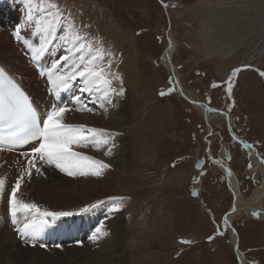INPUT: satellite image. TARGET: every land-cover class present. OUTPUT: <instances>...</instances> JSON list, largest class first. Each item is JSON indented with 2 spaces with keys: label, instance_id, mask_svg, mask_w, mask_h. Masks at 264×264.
<instances>
[{
  "label": "rangeland",
  "instance_id": "1",
  "mask_svg": "<svg viewBox=\"0 0 264 264\" xmlns=\"http://www.w3.org/2000/svg\"><path fill=\"white\" fill-rule=\"evenodd\" d=\"M6 2L0 0V5ZM80 2L86 6L83 7L84 4ZM96 2L104 13H109L110 16L113 14L118 20L122 36L111 31L109 16L108 22L103 17L98 22L100 17L99 10L96 11L94 6ZM200 2L201 0H66L80 20L91 26V33L106 41V48L110 49L109 43L114 44L116 50L121 48L128 51L130 46L127 37L133 36L138 50L136 69L123 73L122 80L126 81L125 86L130 82L135 83L143 91L142 94H147L146 101L142 99L140 92L134 95L138 108L150 113L154 112L151 106L155 104L163 114H167L164 121L157 117V121H161L157 123V127L164 128L165 136L153 147L155 162L161 163V170L158 171L161 178L151 183L139 181V178H127L122 190L117 192L116 197H125L123 204L127 205L131 189L137 192L153 187L150 192L152 198L147 204L146 200H140L135 212L130 206H123L118 211L122 216L119 218L124 220L119 219L115 223L120 225L117 228V244L122 246L113 264H241L231 240L232 232L238 236L243 264H264V208L250 207V211L241 212L233 220L232 231L229 230L224 220L233 209L235 199L223 170L215 167L211 160L224 156L223 161L230 165L231 173L237 176L243 198H255L259 205L264 202V194H260L264 185V77L259 74L264 71L263 41H257L259 48H253L254 39H264V22L262 26L254 28L246 40L238 41L235 48L230 53L227 52L229 54H222L224 59L229 57V64L222 67L219 63L221 54L208 51L207 53H214L208 56L203 52L204 45H214V42H210L208 36L203 34L202 24L194 16L195 10L201 9ZM209 2L223 7L245 4L241 3L242 0ZM161 3L168 7L164 9ZM179 4L183 7H178ZM192 6L196 8H189ZM168 10L174 12L168 13ZM175 47L178 48L177 51ZM250 48L254 49L253 53L258 54H250ZM167 49H171L172 64L180 73L178 82L165 58ZM110 50L117 56L116 60L121 62L120 54ZM237 60L241 62L235 66ZM25 64L26 62L21 63L22 67ZM33 66L39 68L35 63ZM236 68L241 71L233 77L234 86L229 96L225 82ZM143 72L147 88L143 85ZM213 84L218 87H213ZM169 88L174 90L164 96L160 95L161 91L167 93ZM182 90L193 93L191 97L195 99H186L181 94ZM63 102V105L70 106L69 99L64 101L63 98ZM200 103L207 106L209 114H218L222 119L207 118L199 110ZM66 121L78 124L71 115ZM137 123L139 134L135 136L136 144L142 148L146 144L143 123L139 120ZM113 131L125 135L124 129ZM245 143L251 144L252 149L245 148ZM205 158L209 160L206 164ZM203 159L202 170H196L195 165ZM43 168L61 173L54 167ZM203 171L205 174L200 173ZM138 174L145 175L147 171L140 170ZM192 190H197L196 196L192 195ZM105 211L101 215L96 211L99 223L107 222L106 214L103 215ZM109 214L108 217L113 213ZM9 219L11 222L10 216ZM61 219L51 226L57 227L59 222L62 224ZM83 219V214L73 215L64 220V225L69 229H76L79 222L83 223ZM16 227L14 225L12 229L17 242H20L18 244L22 245L24 255H29V258L39 254L32 251H41L50 256L52 261L46 263L41 258H36L31 264L35 261L37 264H71L68 262L72 257L68 260V254L63 253L65 251L55 253L57 256L44 252L51 247L48 246L50 243L47 239L42 241L44 230L40 233L38 243H44L48 247L41 249L39 246L25 244ZM90 227L94 231L95 227ZM75 235L73 241L80 238L78 232ZM210 236L213 239L209 240ZM58 239L55 237L49 240L60 241V245L66 243L64 238ZM184 240L191 243L184 244L181 242ZM112 243L114 242H108L106 247L118 248V245L112 247ZM30 253L34 255L31 256ZM73 259L76 261L74 264H83L85 260Z\"/></svg>",
  "mask_w": 264,
  "mask_h": 264
},
{
  "label": "bare ground",
  "instance_id": "2",
  "mask_svg": "<svg viewBox=\"0 0 264 264\" xmlns=\"http://www.w3.org/2000/svg\"><path fill=\"white\" fill-rule=\"evenodd\" d=\"M6 1L7 2L5 4L0 5V66L4 67L10 75H13L16 80L22 84V87L26 90L28 95L32 97L38 110L42 113L46 112L47 110H50L52 104L55 103L63 105V98L64 101L69 99V108H72L73 111L66 115V120L69 115H71L73 121H76L78 124L82 123L89 127L107 129L109 132H114L113 130L115 129H124L125 132V135L119 134L113 138L112 143L115 144V147L112 149L111 156H105L103 151H97L92 147L77 149L87 155L103 159L106 163L111 165L109 169L105 170L104 175L101 177L88 176L73 178L65 175L64 173L52 170L46 171L43 168L45 166H43L42 171L43 173L46 172L45 174L47 175H37L34 173L31 180L26 179L19 190L20 198L25 202H34L42 209L53 211H72L75 213L81 207L96 203V201H107L109 197H116L117 192L122 190L123 184L127 178L131 180L139 178V181L145 180L148 183L160 179L161 174H159L158 171L161 170V163L155 162L153 147L161 142L165 136L164 128L157 127V123H161V121H157V117H160V119L164 121L167 119V114H163L159 108L155 107V104H153L154 106H151V109H153L154 112L150 113H145V110L138 108L134 95L140 92V96L144 101H146L147 94L146 96L142 94L143 91H141L135 83L130 82L128 86H125L126 81L124 80H122L124 95L121 97H114L115 106H107L106 108L101 107L100 100L95 96L90 97L88 94H82L78 91L79 87H81L79 84H77L71 91L61 93L58 98H55L53 85L48 81L46 76L40 75V71L43 68L49 67L59 55L63 54V49H50L48 53L41 56L38 60H33L30 49L27 45L29 42L34 46H38L39 44V34L36 33L35 21L39 18L40 13L33 10V8L29 5L28 0ZM245 1L242 0L241 3L244 4ZM80 4L84 3L80 2ZM199 5L201 9H196L194 16L202 24L203 34L208 36L210 42H214V45H204L205 47H202L204 53L211 51L215 54H221L220 57H222V54L227 52L230 53V51L235 48L234 45H236L238 41L245 38L247 39L250 35L249 33L254 28L257 29L262 26L264 22V0H248L243 6L229 5L230 7L210 4L209 0L208 2H203L201 0ZM85 6L86 4L83 5V7ZM94 6L96 11L99 10L98 15L100 18L98 22H101V17L108 22L109 20L107 17L109 16V24L110 27H112L111 31L117 36H122V27L119 25L118 20L114 18V15L111 14L110 16L109 13H104L98 2L94 3ZM178 7H183V5L179 4ZM189 8L194 10L196 7L192 6ZM170 12H174V10H168V13ZM29 15L32 16L31 21L28 20ZM17 29H20L19 37L16 35ZM260 38L254 39L255 42L253 43V48H259L257 41H263L264 43V39ZM127 40L128 46H130L128 51L121 48L116 50L114 44L108 43V47L110 49L120 54L121 62H118L117 60L115 61L116 66L114 67V71L118 72L121 77H123V73H129L136 69L138 50L134 44L133 36H128ZM177 49L178 48H176V51ZM167 50L168 64L171 67L170 70L175 73V76L177 77L176 82H178L180 73H178V70L172 64L170 56L171 49ZM250 52V54H252L254 49L250 48ZM214 53H207L206 55L209 56ZM255 53H253V55ZM243 57L244 59L246 58L244 52ZM228 58L229 57L227 56L225 59L223 57L220 59L219 63H221L222 67L229 64ZM24 62H26V64L22 67L21 63ZM240 62V60H237L234 64ZM34 63L39 68L36 69L33 66ZM237 65L239 64H236L235 66ZM219 70H221V67ZM142 78L143 85L145 86L144 88H147L144 72ZM177 87H180L179 84ZM181 94L185 95L186 99H195V97L194 99L191 97V94L193 93H188L187 91L182 90ZM74 95H80L81 99L88 104V107L93 109V112L75 111V102L73 100ZM201 105L202 104L200 103L199 110H201L207 118L222 119V117L218 114H209L207 106ZM138 120L143 123L142 129L146 140V144L142 148L136 144L137 139L135 138V136H138L139 134L137 130ZM212 133L214 134L213 131ZM29 149L30 147L23 151H27ZM222 157L224 158V156ZM223 158L216 160L211 158V160L215 164V167H220L223 170L224 176L226 175V180L231 189V193H233V197L235 199L233 209L230 210V213L226 216L228 221L227 225L229 226V230L232 231L233 220L237 216H240L241 212L250 211V207L263 209L264 202L262 201L259 205L255 202V198L253 199L254 201L243 198L241 189L238 186L237 176H235L236 174L233 175L230 172L231 167L227 162L223 161ZM17 160H22V157L19 156L18 152L0 153V163H3L4 161L7 162L3 167H0V176L6 177V184L9 190L10 186L15 183L16 176L19 174L18 167L14 163ZM257 165L258 168H260L259 160L257 161ZM140 170L147 171V174H138ZM152 188L153 187L144 190H137V192L131 189L129 194L130 196L128 197V204L124 205V203L123 206H125V208L130 206L132 211L135 212L136 208L139 206L140 200H146L145 202L147 204L152 198L150 194ZM100 191L101 193H99ZM257 191L259 192V190ZM260 192V194H264V185L260 189ZM108 208L109 205L106 203L93 209L95 212L90 211L88 213H84L83 223L78 221L79 225L76 229L73 228L74 230L69 229L64 225V220L67 217H63L61 219L62 224L59 222L57 227L49 226L44 229L45 233L42 234V241L47 239L51 244L48 245L51 247H48L49 249L44 250V252L57 256L55 253L65 251L63 253L68 254V260L72 257L71 261L68 262L71 264L76 262L73 259L74 257L76 260L84 258L85 260H83V264H113L116 260L115 256L120 254L122 246L117 244V228L120 225L117 226L115 223H118L119 219H121L119 217L122 216H120V213L115 212L113 214L111 213L112 215L108 217V215H110ZM96 211L100 215L103 211H105L103 215L106 214L105 216H107V222L105 225L109 234L101 240L93 242L89 239L93 232L90 226L96 227L99 224V215ZM9 216L6 192L5 194L0 195V264H31L34 260H36V258H41L40 260L46 261V263L52 262L49 258L50 256L43 254L41 251H32L34 254H39L34 255L33 253H30V255L32 254L34 256L29 258V255L23 254L24 250L22 245L18 244L20 242H17L16 240L12 229V226L14 225L10 222ZM77 232L79 233L80 238L77 239V241H73V237ZM110 232L112 233L110 234ZM55 237L61 240L64 238L66 243L62 244L61 248L54 249L56 248H53L54 244L60 245L61 243L60 241L51 242L49 240ZM231 240L235 248L238 247V236L235 235L234 232L231 234ZM112 241L114 242L112 243V247L118 245V248L112 249L111 247H106L108 242ZM237 250L238 251H235V253L238 256L240 263L243 264L241 252L239 251V248ZM101 252L102 256L100 257ZM35 263L36 261L33 264Z\"/></svg>",
  "mask_w": 264,
  "mask_h": 264
},
{
  "label": "snow or ice",
  "instance_id": "3",
  "mask_svg": "<svg viewBox=\"0 0 264 264\" xmlns=\"http://www.w3.org/2000/svg\"><path fill=\"white\" fill-rule=\"evenodd\" d=\"M34 11L40 13L35 21L36 33L39 34V44L28 43L33 60H38L50 49L61 48L59 55L49 67L40 71L53 85L54 94L71 91L77 84L78 91L90 97L95 96L101 102V107L115 106L114 97L124 95L123 81L120 74L114 71L115 54L105 47L106 41L90 32L91 26L83 23L67 5L66 0H28ZM167 7V5H165ZM28 20H32L29 15ZM17 37L20 29H17ZM241 69H233L228 80L227 92L229 96L233 90V77ZM264 77V71L259 73ZM118 82V83H117ZM213 87L218 85L213 84ZM168 92L161 91L164 96ZM74 110L78 112H93L80 95H74ZM73 111L67 105L52 104L50 110L41 112L34 105L22 84L10 75L4 67H0V153L18 152L22 160L14 163L19 174L15 183L6 184V177L0 176V195L7 192L8 213L11 223L25 244L32 247L47 248L44 243H38L40 233L63 217H71L88 213L93 209L108 204L110 213L118 212L123 207L125 197H109L107 201L81 207L77 212L53 211L41 209L34 202H25L19 196V190L25 180H31L33 174L43 175L42 167L50 166L58 169L69 177H101L111 165L103 159L87 155L77 149L95 148L103 151L105 156H111L115 144L113 138L119 133L106 129L89 127L85 124H74L66 121V115ZM31 145L27 151H21ZM251 150V144H244ZM7 162L0 163L3 167ZM251 167V164H249ZM230 174V172H229ZM193 195H197L193 192ZM257 215V213H253ZM227 218L224 224L227 225ZM106 225L101 221L95 227L90 240L99 241L108 235ZM213 237H209V240ZM190 244L191 241H181ZM56 248L62 246L57 244Z\"/></svg>",
  "mask_w": 264,
  "mask_h": 264
},
{
  "label": "water",
  "instance_id": "4",
  "mask_svg": "<svg viewBox=\"0 0 264 264\" xmlns=\"http://www.w3.org/2000/svg\"><path fill=\"white\" fill-rule=\"evenodd\" d=\"M161 5L165 8V4H164V3H161ZM166 56H168V52H166ZM203 165H204V159L201 160L200 162H198V163L195 165L196 170H197V169H198L199 171L202 170ZM230 172H231V171H230ZM200 173L205 174L204 171H203V172H200ZM193 192H196V193H197V190H192V195H193ZM193 196H196V195H193ZM237 249H238V247L235 248V251H238Z\"/></svg>",
  "mask_w": 264,
  "mask_h": 264
},
{
  "label": "flooded vegetation",
  "instance_id": "5",
  "mask_svg": "<svg viewBox=\"0 0 264 264\" xmlns=\"http://www.w3.org/2000/svg\"><path fill=\"white\" fill-rule=\"evenodd\" d=\"M209 100H210V99H209ZM209 100H208V102H210ZM209 107L211 108V106H209ZM223 113H224V112H223ZM205 159H206L205 163H208V162H209L208 158H205ZM205 159H204V160H205Z\"/></svg>",
  "mask_w": 264,
  "mask_h": 264
}]
</instances>
